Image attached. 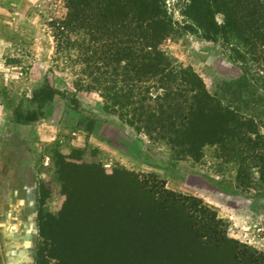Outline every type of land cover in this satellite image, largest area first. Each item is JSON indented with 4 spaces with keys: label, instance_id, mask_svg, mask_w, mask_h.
Masks as SVG:
<instances>
[{
    "label": "rangeland",
    "instance_id": "1",
    "mask_svg": "<svg viewBox=\"0 0 264 264\" xmlns=\"http://www.w3.org/2000/svg\"><path fill=\"white\" fill-rule=\"evenodd\" d=\"M66 2L0 0V264H264L258 169L239 177L234 144L186 156L81 90L78 52L58 51ZM193 2L165 1L173 34L161 50L264 135V27L247 5L255 2L222 0L214 20ZM45 86L56 94L42 103L35 95Z\"/></svg>",
    "mask_w": 264,
    "mask_h": 264
},
{
    "label": "trees",
    "instance_id": "2",
    "mask_svg": "<svg viewBox=\"0 0 264 264\" xmlns=\"http://www.w3.org/2000/svg\"><path fill=\"white\" fill-rule=\"evenodd\" d=\"M165 1L67 0L69 17L57 27L58 51L72 45L78 52L75 63L82 75L79 88L97 91L115 108L131 112L151 137L168 141L192 158L206 145L234 144L243 166L239 177L249 176L247 171L252 166L264 182V135L255 122L243 119L239 109L224 106L212 97L191 68L178 72L161 50L163 42L173 34ZM246 1L238 0V6ZM252 1L255 4L247 5L255 9L258 22H262L260 27H264V0ZM221 2L194 0L192 8L214 20L212 16ZM194 23L211 34L213 27H204L199 19ZM214 26L215 34H220L222 30ZM80 31L84 40L71 42V34ZM228 31L226 28L225 33ZM242 31L245 30H238L237 36L246 42L240 37ZM153 90L157 91L156 97ZM55 94L45 86L35 97L42 103L51 102Z\"/></svg>",
    "mask_w": 264,
    "mask_h": 264
},
{
    "label": "crops",
    "instance_id": "3",
    "mask_svg": "<svg viewBox=\"0 0 264 264\" xmlns=\"http://www.w3.org/2000/svg\"><path fill=\"white\" fill-rule=\"evenodd\" d=\"M19 235H21V234H19Z\"/></svg>",
    "mask_w": 264,
    "mask_h": 264
}]
</instances>
